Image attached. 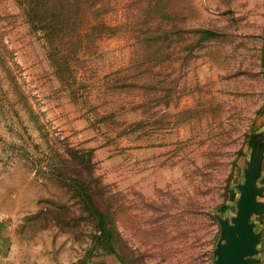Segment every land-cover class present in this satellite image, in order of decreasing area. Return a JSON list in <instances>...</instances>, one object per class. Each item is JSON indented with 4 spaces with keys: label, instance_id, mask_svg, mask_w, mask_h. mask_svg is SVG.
<instances>
[{
    "label": "rangeland",
    "instance_id": "374dc122",
    "mask_svg": "<svg viewBox=\"0 0 264 264\" xmlns=\"http://www.w3.org/2000/svg\"><path fill=\"white\" fill-rule=\"evenodd\" d=\"M97 1L52 47L26 0H0V218L54 258L85 259L99 231L65 148L93 149L83 177L128 264H214L215 215L236 213L264 131V0ZM252 220L264 264V215Z\"/></svg>",
    "mask_w": 264,
    "mask_h": 264
},
{
    "label": "trees",
    "instance_id": "16d2710c",
    "mask_svg": "<svg viewBox=\"0 0 264 264\" xmlns=\"http://www.w3.org/2000/svg\"><path fill=\"white\" fill-rule=\"evenodd\" d=\"M27 5V13L29 15L30 21L36 26L44 29L46 34V39L55 47V41L57 38L63 37L67 30H77L84 22L86 18V6L84 0H26ZM98 3L97 0H94L91 7L96 6ZM99 8H96L98 10ZM93 13V12H92ZM96 26L102 25L105 26L99 20L97 21ZM93 26V28H96ZM92 27V26H91ZM109 27V26H108ZM193 33L200 34V38L202 40L220 37L221 34L213 31L211 29H203V28H194L189 30ZM264 39V35H263ZM51 57L57 67V71L63 66H68V58L67 54L61 48L56 49L52 52ZM33 113V110H30ZM65 152L70 158L77 160V163L70 166V169L74 172H77L72 181H74L75 190L81 198V201L84 207L88 210L90 215L94 218L96 222V228L99 231V235L96 236V250H100L106 253H116L123 256L116 250L115 244L117 241V233L116 226L110 216L114 214V210L110 205H104L97 200L95 201L94 197L91 194V188L89 182L91 180L85 179L83 177V171H92L93 167V149L88 150H79L66 145ZM59 168L63 169L66 167L65 164L68 160L66 157L60 155ZM96 179V193H101V187H97V183L99 182L98 178ZM100 194V195H101ZM103 196V195H102ZM42 212V210H41ZM113 222V223H112ZM124 259V258H123ZM125 260V259H124ZM126 261V260H125Z\"/></svg>",
    "mask_w": 264,
    "mask_h": 264
},
{
    "label": "water",
    "instance_id": "95a60500",
    "mask_svg": "<svg viewBox=\"0 0 264 264\" xmlns=\"http://www.w3.org/2000/svg\"><path fill=\"white\" fill-rule=\"evenodd\" d=\"M249 157L243 165V181L236 187L237 211L232 216L216 214L220 237L213 250L214 264H259L262 231H256L255 216L264 215V131L249 137Z\"/></svg>",
    "mask_w": 264,
    "mask_h": 264
},
{
    "label": "crops",
    "instance_id": "0c3cea01",
    "mask_svg": "<svg viewBox=\"0 0 264 264\" xmlns=\"http://www.w3.org/2000/svg\"><path fill=\"white\" fill-rule=\"evenodd\" d=\"M50 251L45 252L39 240H26L16 232L15 225H10L0 218V259L8 264H128L116 253L100 250L90 251L83 260L66 261L53 257Z\"/></svg>",
    "mask_w": 264,
    "mask_h": 264
},
{
    "label": "built area",
    "instance_id": "2783aa9c",
    "mask_svg": "<svg viewBox=\"0 0 264 264\" xmlns=\"http://www.w3.org/2000/svg\"><path fill=\"white\" fill-rule=\"evenodd\" d=\"M0 264H8L6 262H4L3 260L0 259Z\"/></svg>",
    "mask_w": 264,
    "mask_h": 264
}]
</instances>
